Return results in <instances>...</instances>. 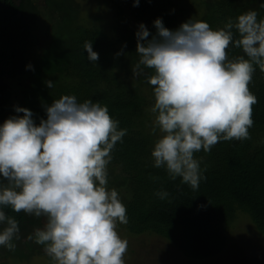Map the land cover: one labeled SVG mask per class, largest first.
<instances>
[{
	"label": "clouds",
	"instance_id": "1",
	"mask_svg": "<svg viewBox=\"0 0 264 264\" xmlns=\"http://www.w3.org/2000/svg\"><path fill=\"white\" fill-rule=\"evenodd\" d=\"M154 26L151 35L139 25L132 69L134 76L154 72L147 77L154 86L152 131L161 135L151 152L153 166L197 190L206 177L194 153L210 152L220 141L251 139L258 101L249 85L256 66L264 72V19L248 10L217 30L192 19L176 30L161 18ZM230 46L244 55L230 59ZM84 49L90 62L99 60L92 42ZM45 110L37 124L31 109L16 106L23 115L0 124V246L14 251L20 239L17 219L3 210L10 207L46 218L27 239L42 245L53 264H125L128 241L117 225L129 220L118 191L108 188V165L127 129L118 127L107 106L75 95H63ZM156 195L163 200L169 193Z\"/></svg>",
	"mask_w": 264,
	"mask_h": 264
},
{
	"label": "trees",
	"instance_id": "2",
	"mask_svg": "<svg viewBox=\"0 0 264 264\" xmlns=\"http://www.w3.org/2000/svg\"><path fill=\"white\" fill-rule=\"evenodd\" d=\"M44 1L41 7L35 0H0V124L11 116L23 115L11 110L16 100L8 79L28 78L19 103L32 110L37 124L46 119L45 106L63 95H75L79 102H99L119 121V128L127 129L108 165L120 174L113 183L129 220L119 226L132 234L164 236L182 254L197 260L223 249L236 210L249 214L264 233V72L256 66L249 85L258 101L253 105L251 139L220 141L210 152L194 153L206 179L193 190L181 177L172 180L165 168L153 166L151 152L161 135L159 130L152 131L154 86L147 77L154 72L146 69L144 75L134 76L132 71L139 59V25L145 24L155 35L154 21L161 18L165 27L176 30L187 2L182 0L184 4L178 6L175 0H140L135 6L134 0H116L113 12L86 22L79 0ZM203 1L197 0L204 11L199 20L213 30L248 10H256L258 19H264V8L260 7L264 0ZM101 20L105 22L100 25ZM40 23L49 39L45 48L32 55L36 46L33 30ZM86 41L92 42L99 54L96 63L88 60ZM228 54L230 59L244 55L242 49L232 46ZM48 80L53 81L52 88L47 86ZM159 191H167L168 198L160 199L156 195ZM3 210L17 219L20 239L15 241L14 251L0 246V260L28 261L44 254L43 246L27 237L37 227L42 228L46 218L16 213L10 207ZM3 227L0 225V231Z\"/></svg>",
	"mask_w": 264,
	"mask_h": 264
},
{
	"label": "rangeland",
	"instance_id": "3",
	"mask_svg": "<svg viewBox=\"0 0 264 264\" xmlns=\"http://www.w3.org/2000/svg\"><path fill=\"white\" fill-rule=\"evenodd\" d=\"M35 1L41 7L45 5L44 0ZM79 1L82 6L81 16L85 18L86 22L93 20L96 16L101 17L103 13L106 14L108 11L112 10L113 12V7L117 5L116 0ZM175 1L178 6L184 4V1L187 2L186 13L179 20L176 29L190 19L193 21L199 20L204 13L203 7L198 5L197 0ZM103 22L105 20H101L99 24L101 25ZM33 35L36 46L32 50V55H35L46 47L49 35L44 24L41 23L39 27L35 26ZM136 63L133 65L135 66ZM8 80L13 84L10 89L13 92V99L16 100L15 106L11 110L17 113L15 107L21 106L19 100H21L22 89L28 82V78ZM108 173V188L115 189L116 183H113V180H115L116 176L118 178L120 174L109 169ZM230 221V225L226 230L227 239L223 245V249L216 255L204 260L191 259L185 256L164 236L154 232L132 234L118 224V233L122 239L128 241V250L124 256L125 264H264V233L257 228L249 214L242 210H236ZM0 264H53V262L44 253L42 255L37 254L28 261L1 259Z\"/></svg>",
	"mask_w": 264,
	"mask_h": 264
}]
</instances>
